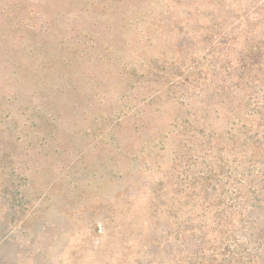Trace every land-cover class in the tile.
Listing matches in <instances>:
<instances>
[{
    "label": "rangeland",
    "instance_id": "rangeland-1",
    "mask_svg": "<svg viewBox=\"0 0 264 264\" xmlns=\"http://www.w3.org/2000/svg\"><path fill=\"white\" fill-rule=\"evenodd\" d=\"M207 263L264 264V0H0V264Z\"/></svg>",
    "mask_w": 264,
    "mask_h": 264
},
{
    "label": "trees",
    "instance_id": "trees-1",
    "mask_svg": "<svg viewBox=\"0 0 264 264\" xmlns=\"http://www.w3.org/2000/svg\"><path fill=\"white\" fill-rule=\"evenodd\" d=\"M259 143H262V141H260ZM252 171V170H251ZM259 172V171H258ZM229 179L227 178L226 179V181H228ZM241 181V180H240ZM242 182V181H241ZM231 184V183H230ZM250 189H252V191L253 192H259V190L257 189V187L256 186H253V184L251 185V187H250ZM224 192L226 193V194H230V195H233V196H236V198H243V195H244V193H245V191H244V182H243V184H242V187H234L233 189H229V190H226L225 189V186H224ZM246 199H247V197H246ZM261 203H262V201L261 200H259V201H257V203L254 205V206H259V205H261ZM228 207H230V205L228 206ZM240 208V203H237V204H235V205H231V207L230 208ZM246 207V205H243L242 206V208H245ZM253 208V206L250 208V209H252ZM231 210V209H230ZM231 212V211H230ZM230 212H227V211H224V216H226V218H231V215H230ZM224 220H225V218H224ZM231 243H228V244H226L225 245V250H227L228 248V246L230 245ZM220 254H222L219 250H216V249H213V251H212V255L215 257V255H220ZM207 264H211V263H207Z\"/></svg>",
    "mask_w": 264,
    "mask_h": 264
}]
</instances>
